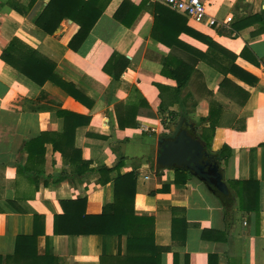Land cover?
Listing matches in <instances>:
<instances>
[{"label": "crops", "instance_id": "crops-1", "mask_svg": "<svg viewBox=\"0 0 264 264\" xmlns=\"http://www.w3.org/2000/svg\"><path fill=\"white\" fill-rule=\"evenodd\" d=\"M49 1L0 0V36L6 42L16 38L40 50L94 104L87 107L51 81L38 85L2 60L0 47V264H42L37 255L46 253L57 256L60 264H153L151 241L136 251L135 255L142 252L143 257L129 259L127 235L54 233L55 215L63 213L61 200L86 198V212L100 214L114 200L113 180L119 173L134 170L138 172L136 213L154 217V242L166 248L160 264H264L263 147H238L227 161L222 160L233 194L232 211L227 215L222 202L195 176L177 183L173 169L157 168L161 135L171 133L161 121L157 84L176 86L174 79L162 73L168 56L194 67L179 102L169 106L199 123L194 133L217 123L216 148L224 141L264 140V33L263 24L252 19L264 13V0H203L207 17L186 16L190 27L214 39L230 52L227 55L209 51L207 44L191 35H180L193 47L209 52V58L225 69L234 62L255 83L232 72L225 75L192 53L158 42L151 36L154 19L147 11L131 27L121 24L114 14L123 0L108 3L80 49L74 51L68 43L79 30L77 23L66 18L54 34L36 25ZM131 1L139 4L142 0ZM114 51L130 60L119 80L103 69ZM235 55L233 61L226 57ZM226 76L232 84L223 83ZM133 86L155 115L142 113L139 127L121 129L115 104L127 101ZM58 110L91 118L75 133L76 148L95 168L82 180L71 175L70 163L54 149L55 134L64 131ZM42 134L44 144L34 149L25 170L26 143ZM101 167L115 168L106 184L98 182ZM252 179L259 182L258 212L241 208L243 186L233 183ZM36 214L43 216V224L35 225ZM35 228L41 232L37 250L28 253L29 259L23 254L8 260L15 252L17 236L32 235Z\"/></svg>", "mask_w": 264, "mask_h": 264}, {"label": "trees", "instance_id": "trees-1", "mask_svg": "<svg viewBox=\"0 0 264 264\" xmlns=\"http://www.w3.org/2000/svg\"><path fill=\"white\" fill-rule=\"evenodd\" d=\"M111 0H50L41 14L36 20V25L48 34H54L60 27L62 21L66 18L72 20L79 25V30L69 41V47L78 51L88 35L92 31L94 25L104 13L106 6ZM142 11H147L153 16V26L151 36L158 42L167 47H179L189 53H192L200 60L212 65L221 73L225 74L232 72L238 77L255 83L249 80L250 75L238 67L234 62L232 66L225 69L217 62L212 60L210 53L202 52L193 47L189 43L180 39L182 33L191 35L204 42L209 46V51L220 52L223 55L230 53L217 43L211 37L204 35L188 25L186 16L171 9L158 2L150 0H142L139 4H135L131 0H123L114 14V18L125 25L131 27ZM252 19H258L263 24L262 31L264 33V13L253 16ZM236 31H239V26H234ZM236 35V34H235ZM0 47L2 49L1 58L6 63L14 67L20 73L37 83L44 85L47 81H51L77 101L91 108L94 102L85 95L76 84L72 81L64 79L57 71L56 62L49 59L37 48H33L24 44L18 39H12L6 42L0 36ZM245 47L241 53L247 51ZM232 61L235 56H226ZM130 60L123 54L114 51L111 54L108 62L104 66V71L109 74L114 80H119L122 74L128 67ZM194 67L175 56H168L166 59L162 73L176 81V86H164L157 84L160 90L162 102L159 111L162 115L161 121L171 133H163L161 135V143L165 140L175 138L182 130H188L190 134L197 133L200 139L204 141L207 149L214 156L219 155L220 158L226 161L231 155L232 151L238 147H256L264 148V140L252 143L230 142L224 141L223 144L216 148L214 139L217 134L219 125L217 123H210L203 128L200 133L195 132L199 128V123L190 122L189 117L184 116L182 112L177 113L169 109V106L178 103L182 90L188 85L192 76ZM227 75V74H225ZM223 83L225 85L232 84L231 79L225 77ZM166 93V94H165ZM115 110L118 120V125L121 129L128 127H139L140 121L138 117L142 113H148L154 116L150 105L144 100L143 96L136 86L131 88L130 97L127 101H120L115 104ZM144 110L146 112H144ZM211 113H213L211 111ZM57 114L64 118V131L54 138V149L60 151L63 157L70 163L71 175L82 180L90 172L95 170L91 166L90 161L82 158L81 150L75 146L76 129L81 125H87L90 122V116L77 114L70 110H58ZM206 118L202 119V122ZM175 127V131L172 128ZM192 129H191V128ZM44 134L30 140L26 143L28 150V163L24 165L26 170L31 164V158L34 149L41 143L44 144ZM119 167V165H118ZM159 171L165 168H171L176 173L177 183H186L188 179L194 176L185 168L179 166H163L157 162ZM115 168L101 167L98 168L100 178L98 180L101 184L108 183L110 173ZM138 172L130 171L126 173H119L113 180L114 182V200L107 203L100 214H88L86 212V198L61 200L63 213L55 215L54 233L60 234H112V235H127L128 236V258L143 257V253L135 255L136 251L143 250V248L151 241L154 250V263L160 264V257L165 247L157 246L154 242L155 236V219L153 216H142L136 213L135 198L137 194ZM234 184H242V191L240 195V206L247 211H259V205L255 204L259 196V182L252 179L249 181H234ZM216 197L222 202L226 215L232 211L233 198L228 194L212 191ZM35 225L43 224V216L36 214ZM38 232L35 228L32 235H19L16 240L15 252L12 256H8V260H15L27 254L25 258L30 257L31 251L37 250L38 247ZM38 260L42 264H60L57 256L46 253L44 255H37ZM157 258V259H156ZM29 259V258H28Z\"/></svg>", "mask_w": 264, "mask_h": 264}, {"label": "water", "instance_id": "water-1", "mask_svg": "<svg viewBox=\"0 0 264 264\" xmlns=\"http://www.w3.org/2000/svg\"><path fill=\"white\" fill-rule=\"evenodd\" d=\"M175 129L173 127L172 131ZM157 162L163 166L185 168L209 190L233 195L224 178L222 159L210 153L197 133L192 135L188 130H182L175 138L165 140L160 145Z\"/></svg>", "mask_w": 264, "mask_h": 264}, {"label": "built area", "instance_id": "built-area-1", "mask_svg": "<svg viewBox=\"0 0 264 264\" xmlns=\"http://www.w3.org/2000/svg\"><path fill=\"white\" fill-rule=\"evenodd\" d=\"M170 7L173 10L179 11L185 16L194 19H204L207 17L206 5L203 0H151ZM214 18H209L211 25L215 24Z\"/></svg>", "mask_w": 264, "mask_h": 264}]
</instances>
